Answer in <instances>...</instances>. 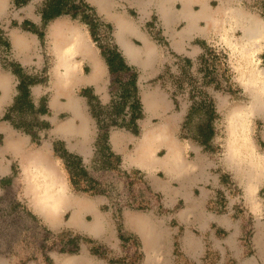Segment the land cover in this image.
Wrapping results in <instances>:
<instances>
[{
	"label": "rangeland",
	"instance_id": "rangeland-1",
	"mask_svg": "<svg viewBox=\"0 0 264 264\" xmlns=\"http://www.w3.org/2000/svg\"><path fill=\"white\" fill-rule=\"evenodd\" d=\"M2 1L5 10L1 14L0 37L8 42L5 30L19 28L17 22L22 19L19 9L25 5L14 8L10 0ZM44 1L47 0H34L37 12H40V5ZM72 1L79 17L82 14L92 15L91 11L81 7L80 0ZM234 6H241L245 12L264 23V0H239ZM92 17V28L86 25L90 33L95 29L98 44L107 50L112 49L115 44L111 26L97 14ZM51 20L45 23L48 25ZM72 20L84 24L78 18ZM144 27L162 50L165 63L161 73L154 80L145 81L143 87L147 90L158 89L162 99L169 106L173 105V110L168 114L170 117L172 113L179 114L178 119L173 121V139L183 151L182 164L185 169L181 177H168L173 192L165 194L154 187L155 180L163 185L166 181L167 175L159 170L141 174L133 169H102L100 163L94 165L91 160H84L83 164L94 180L95 185H92L98 191L92 196L73 190L65 170L70 195L91 199L107 225V236L98 244L91 242L89 245L113 264H143L145 249L137 235L131 237L124 230L121 234L123 241L118 238L110 241L111 233L117 236L113 217L118 223L121 211H133L154 222L152 231L156 239L159 235L160 255L170 264H264V111L251 108L252 94L264 88V78L260 75L264 72V52L255 51L253 46H249L246 50L251 57L249 60L241 58L231 43L242 44L240 39L243 34L238 31L214 37L209 43L196 40L201 52L194 58L178 56L168 47L157 18L149 19ZM0 58L7 66L11 63L10 48L3 43ZM24 73L39 80L44 77V71L31 73L26 70ZM161 75L163 77L159 79ZM250 77L253 83L246 88L244 80ZM122 79L127 81L128 77L124 74ZM118 87L114 85L110 88L116 98L122 90ZM195 102L197 106L193 105ZM190 106L192 114L183 128ZM103 107L102 117L107 125H111V119H116L118 125L122 120L130 119L129 103L123 105L119 114L113 115L111 103ZM12 117L15 123L32 120L29 107ZM236 118L238 121L234 123L232 119ZM43 120L42 117L38 118L36 125L39 144L28 143L27 149L52 142L49 131L46 133L47 130L42 128ZM159 121H154V124ZM138 124L139 137L142 124ZM234 126H237L235 134ZM124 129L113 126L110 132ZM209 129H212L213 137L207 140V148H204L201 142L205 141ZM16 134L25 136L21 131ZM134 145L129 147V153L133 152ZM234 146L240 150L241 159L237 158L243 167L240 174L237 165L228 159L227 151ZM91 151L95 154L94 145ZM164 153L165 149L161 147L156 155L161 157ZM7 159L10 169L5 178L11 177V180L0 187V264H50L53 256H64L58 252L65 250V232L74 235L78 232L64 226L69 213H63L61 225L52 227L29 208L23 193L19 159ZM62 168L58 163V170L63 172ZM252 170L256 177L252 182H247L248 172ZM79 179L80 188L92 186L88 180ZM85 219L90 222L92 215L88 213Z\"/></svg>",
	"mask_w": 264,
	"mask_h": 264
},
{
	"label": "crops",
	"instance_id": "crops-1",
	"mask_svg": "<svg viewBox=\"0 0 264 264\" xmlns=\"http://www.w3.org/2000/svg\"><path fill=\"white\" fill-rule=\"evenodd\" d=\"M90 5L95 13L112 28V38L117 46L118 52L124 59L127 66L137 71L138 96L142 108L143 117L136 121L138 134L124 129L109 132V147L115 157L119 158L116 168L124 170L133 169L142 173H151L159 170L167 175L165 184L155 180L156 190L161 193L173 192L172 185L168 182V177H181L183 175L182 158L183 151L180 145L173 139V121L178 119V113H172L166 100L160 96L158 89L147 90L143 84L147 80H154L164 66L165 60L162 50L151 39L145 29L146 22L151 18H157L163 29V35L168 42V47L178 56L194 58L201 49L196 45V40H203L209 43L214 37L229 35L231 32H242L240 22L234 21L233 11L244 12L250 19L251 14L245 12L241 6H234L239 0H84ZM3 4V11L5 4ZM33 2V3H32ZM62 0H47L40 5V12H37L34 0L21 9L19 15L22 17L17 22L19 28L12 27L5 30L9 48L11 51V62L20 66L23 71L29 70L31 73L44 71L43 78L39 82L29 86V105H33L34 110L41 106L42 101L46 113H33L37 119H44L48 128L46 133L51 135L52 142L45 143L38 148L27 149L31 143L30 136H18L13 125L9 121L3 120L7 109L12 106L17 95L18 78L12 73L10 64L5 65L0 58V179L7 177L9 171L8 157L19 159L21 167V182L23 193L27 197L28 206L45 223L52 227L61 225L63 213H69L65 227L78 232L95 244L102 241L107 236V225L104 223L101 213H99L91 199L84 197L80 199L69 193L68 185L65 181V168L63 172L58 170L59 165L63 166V161L54 155L53 142L63 143L64 148L72 154L78 155L84 160H91L94 157L91 146H95L97 138V126L95 120L89 113L87 98L80 95L83 89H90L91 94L96 96L101 105L109 106L112 99L110 92L112 76L109 68L102 57L100 49L91 39L90 31L85 24L72 20L70 16H60L53 18L59 9ZM233 10V11H232ZM184 12L193 16L192 28L187 31L186 17ZM0 13V21L2 17ZM208 13V14H207ZM49 21L46 28L40 30L43 24ZM33 24L37 29H22L23 22ZM118 23H123L127 27L122 31L121 37L117 35ZM226 25V26H225ZM43 31V40L38 37ZM78 31L83 36L85 51H81L74 42L69 47L65 44V38L71 32ZM73 40V39H72ZM264 40V39H263ZM260 51L264 52V46L260 42ZM252 48V47H251ZM191 51H193L191 53ZM101 67V74L96 79L90 77L92 64ZM76 67L71 72L67 68ZM40 70V71H39ZM149 94L159 100L156 109L151 113L143 109L141 97L143 93ZM29 110V114H30ZM19 114V113H18ZM65 115L67 117H65ZM161 120L154 124V121ZM161 123L169 126L164 131L168 137L159 141L154 138L151 152L145 154L144 143H141L144 133L150 132ZM45 133V136H46ZM132 153L129 147L134 144ZM179 150L176 160L164 162L167 147L173 145ZM38 145V144H36ZM163 147L165 153L159 157L156 152ZM228 152V151H227ZM56 157V159L54 158ZM52 158V161L50 159ZM233 162L237 165L240 174V162ZM172 164H174L172 166ZM34 166H36L34 168ZM37 170V171H36ZM43 170V171H42ZM165 175V176H166ZM35 196V197H34ZM52 196V198H50ZM90 213L92 220L88 222L85 215ZM146 219L147 221L143 220ZM114 238L119 239L123 231L130 233L133 237L137 235L145 249L143 264H170L169 260L161 257L159 235L156 239L152 231L155 225L149 218L137 215L133 211L120 213L119 222L115 216ZM148 222V223H147ZM121 225L119 230L118 226ZM148 226V233L145 227ZM165 228L163 226V237ZM152 239L150 248L147 240ZM162 236V234H161ZM91 245L81 242L77 253H60L64 256H53V264H113L111 260L101 255L91 253ZM149 248V249H148Z\"/></svg>",
	"mask_w": 264,
	"mask_h": 264
},
{
	"label": "trees",
	"instance_id": "trees-1",
	"mask_svg": "<svg viewBox=\"0 0 264 264\" xmlns=\"http://www.w3.org/2000/svg\"><path fill=\"white\" fill-rule=\"evenodd\" d=\"M29 1L30 0H10V3L12 7L20 8L26 5ZM79 4L81 5V7L83 6L85 10L91 11L92 15L89 16L87 14H82L79 17L78 14L75 12L76 6L73 5V1L62 0V2L59 5V9L53 16V19L60 16L69 15L71 19L78 18L85 25H88L90 28H92V23L94 21L92 16H96L95 10L83 0H80ZM14 25H16V23H14ZM46 25L47 23H45L43 27H45ZM21 28L30 30L32 28H35V26L25 21L21 24ZM90 35L92 41L96 43L97 47L100 49L101 55L105 59V62L109 68V72L112 76V82L110 86L112 87L114 85H117L119 86L118 89H122L121 92L119 93V96L116 98L114 95L111 100V107L113 106V112L111 115L119 114L122 111L123 105H125L126 103H129L131 110L130 119L128 121L122 120V123L118 125L116 124L117 123L116 119H111L112 122L111 125H107L104 121V118L102 117L104 107L101 105L98 98L91 94L90 89H83L80 92L81 96L87 98L89 113L91 114L92 118L95 120L97 126V138L95 142L96 152L91 162L94 163V165L100 163L101 165L100 168L102 169H116V165L119 163V158L115 157L113 153L110 151V147L108 143L109 132L111 127L116 126L118 128H125L126 130L132 132L133 134H138V126L136 121L143 117L142 108L138 96V87H137L138 74L134 68L129 67L125 64L123 57L117 50V46L114 45L112 49L109 48V50H107L103 48L100 44H98V38L95 29L91 30ZM38 37L42 41L43 32H39ZM2 43L6 47H9V43L7 41H4L0 37V46ZM185 61L190 62L189 60H185ZM10 67L12 73L18 78L19 81V84L17 85L18 93L14 99V103L12 104L11 107L7 109V112L5 113L2 119L5 121H9L16 130L21 131L24 134L30 136L31 143L39 144L40 139L37 137L38 133L36 130L38 119L36 116H34L33 113H39V114L46 113V109L43 104L44 100L42 101L41 106L36 110H34L33 105L28 104L29 86L39 82V80L27 76L24 73L23 69L13 62L10 63ZM124 74L128 77L127 81H123L122 79V76ZM162 77L163 76L161 75L158 78L161 79ZM175 104L177 105L176 102ZM193 105L197 106V103L195 102V104ZM26 107H29V110L31 112L30 115L32 117L31 119L33 121L31 120L25 122L24 120H22L15 123L12 115L18 114ZM191 107L192 106L189 107L187 114L185 115L182 125L183 128L186 125V120H188L192 114L193 109ZM47 125L48 124L44 122L42 128L47 129L48 128ZM205 136L206 139L205 141H202L201 144L205 145L204 148H207L206 147V144H208L207 140L210 141L212 140L213 137L212 129H209V131ZM53 151H54V155L63 161V165L67 172L68 180L71 188L77 192L89 193L91 196L96 195L98 191L94 186L95 185L94 180L88 174L86 166L83 164L82 158L78 155L69 153L64 148L63 143L59 141L53 142ZM79 177L88 180V182H90L91 185L92 184L94 185L88 188H80L79 184L81 180L79 179ZM10 180L11 177L0 179V187L3 186V184L9 183ZM118 228L120 230L121 225H119ZM65 237L67 238L65 240V246H64L65 250L61 249L60 253L74 254L77 253V251L79 250V244L81 242L91 243V240L89 238L79 234L74 235L65 232ZM119 239L121 241L124 240L122 235H119ZM91 253L93 255H99V252L95 249L92 250V248H91ZM49 261L50 264H53L51 260Z\"/></svg>",
	"mask_w": 264,
	"mask_h": 264
},
{
	"label": "bare ground",
	"instance_id": "bare-ground-1",
	"mask_svg": "<svg viewBox=\"0 0 264 264\" xmlns=\"http://www.w3.org/2000/svg\"><path fill=\"white\" fill-rule=\"evenodd\" d=\"M3 11V4L2 2H0V13H2ZM233 11V10H232ZM208 14V13H207ZM184 15L186 17V27L184 28V30L189 31L192 28V22H193V16L191 15V13L188 12H184ZM233 16H234V21L235 22H240V27H241V31L243 34V37L240 39L242 41V44H238V42H231L232 45L236 48V50L238 51V55L242 57H244V59L249 60V58L251 57L249 54H247V50L246 47L249 46H253V49H255V51L260 50V48L262 46H260V42H262V40L264 39V23L256 20L254 17H250L247 18V15L244 12L238 11V10H234L233 11ZM226 26V25H225ZM127 27L125 24L123 23H118L117 25V35L119 37H121V33L122 31H126ZM73 39V40H72ZM72 42L75 43V45L81 49V51H85V47H84V40H83V36L80 32H78L77 30L75 32H71L70 36H67L65 38V44L69 47L70 45H72ZM230 45V48L234 47ZM69 49H71L69 47ZM85 49V50H84ZM98 62H94V64H92V73L90 75L91 78L96 79L98 76H100L101 74V67L100 65L97 64ZM76 69V67H72V68H67V72H71L72 70L74 71ZM262 76V78H264V72L260 74ZM245 81V86H250L253 83L252 77L247 78L244 80ZM264 86V85H263ZM247 88V87H246ZM253 97V103L251 108L254 109L256 111H264V88H262V90L260 92H256V94H252ZM141 101L143 104V109L146 110L147 112L151 113L154 109H156L157 105L159 104V100L156 98H153V96H149V94H146L145 92L143 93L142 97H141ZM234 123H236L238 121V119H232ZM157 127L153 128L152 131L150 132H146L144 133L141 143H144V152L145 154L148 152H151V148L153 143L155 142L154 138H157L158 142L162 141V140H166V138L168 137V135H166V133L164 132L166 130L165 127L163 126H169L167 123H161L159 125H156ZM236 130L233 131V134H235V132L237 131V126ZM153 142V143H152ZM234 143V142H233ZM179 150L177 149L176 146L170 145L167 147V152L166 155L164 156L163 160L164 162H169L170 160H176L177 154ZM228 156H229V161L230 162H235V160H240V150L237 149V146H234L232 149L230 148L228 150ZM242 163V162H240ZM174 164H172L173 166ZM36 166H34L35 168ZM240 171H242L243 167L240 166ZM37 171V170H36ZM43 171V170H42ZM242 174V173H241ZM243 175V174H242ZM256 177V174L254 173V170L248 172V176L247 182H252V180ZM35 197V196H34ZM52 198V196L50 197ZM147 221L146 219L143 220ZM148 223V222H147ZM148 226L145 227V233L147 234L148 232ZM150 239V236H149ZM147 246L150 248L151 246H153L152 244V239L147 240ZM148 248V249H149Z\"/></svg>",
	"mask_w": 264,
	"mask_h": 264
}]
</instances>
